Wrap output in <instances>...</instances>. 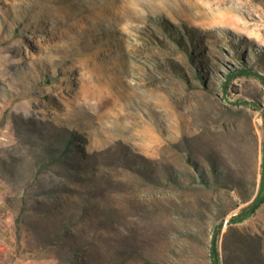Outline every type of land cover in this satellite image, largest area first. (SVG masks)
<instances>
[{
	"label": "rangeland",
	"instance_id": "1",
	"mask_svg": "<svg viewBox=\"0 0 264 264\" xmlns=\"http://www.w3.org/2000/svg\"><path fill=\"white\" fill-rule=\"evenodd\" d=\"M242 65L264 0H0V264H264Z\"/></svg>",
	"mask_w": 264,
	"mask_h": 264
},
{
	"label": "trees",
	"instance_id": "2",
	"mask_svg": "<svg viewBox=\"0 0 264 264\" xmlns=\"http://www.w3.org/2000/svg\"><path fill=\"white\" fill-rule=\"evenodd\" d=\"M230 73L231 74H229V75H225L224 80L226 82H228L233 76L249 75V74L251 75L252 73L255 75L258 74L259 78H264L263 75H261V74L259 75V73H257L251 67H248L246 65L236 67V68L232 69L230 71ZM263 198H264V171L262 172L261 185H260V189H259L258 194L251 200V202H249L245 206H243L239 210L238 213L231 216L229 219L230 222L239 220L242 217H246V216L253 214L256 211V209L259 207L260 203L263 201ZM219 226H220V224H219ZM218 231H219V227L215 233V237L217 236ZM215 239L216 238H214L212 248H213L214 252L216 253L215 254L216 259H218V257H217V245H216Z\"/></svg>",
	"mask_w": 264,
	"mask_h": 264
}]
</instances>
